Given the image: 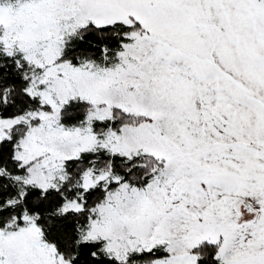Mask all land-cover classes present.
<instances>
[{"label": "snow or ice", "instance_id": "obj_1", "mask_svg": "<svg viewBox=\"0 0 264 264\" xmlns=\"http://www.w3.org/2000/svg\"><path fill=\"white\" fill-rule=\"evenodd\" d=\"M0 264H264V0H0Z\"/></svg>", "mask_w": 264, "mask_h": 264}]
</instances>
